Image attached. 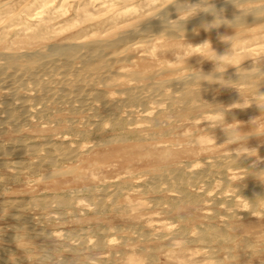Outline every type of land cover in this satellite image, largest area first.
Segmentation results:
<instances>
[{
    "label": "bare ground",
    "instance_id": "6f19581e",
    "mask_svg": "<svg viewBox=\"0 0 264 264\" xmlns=\"http://www.w3.org/2000/svg\"><path fill=\"white\" fill-rule=\"evenodd\" d=\"M17 1L19 0H0V133L3 131V134L8 135L5 140L7 141L8 145H10V147H7L8 145L3 144L0 141V189L4 188L8 184L13 183L14 186L17 185L15 190L21 188V194H32L42 190H66L67 188L73 187L71 185H81L86 190L94 193L96 191V188L98 187H96L95 184L97 183L96 181L100 179V169L98 167L101 165L102 168L106 167V169L109 170L110 173L115 171V166L120 165V168L124 169L128 174L131 173L130 170H132L133 168L131 166L132 164L151 166V169L148 170L149 173H154L158 176H161L163 179H165L166 182L169 180L173 183L174 181L175 184L182 185L183 187H187L190 183L192 184V180L200 178L201 173L204 175L208 171H210L211 168L213 170L216 169V167H212L214 163L218 164V167H220V165L222 164V160H228L230 162V166L229 168L228 166L225 168L224 164H222L224 168L221 170L220 168L222 167H220L219 171H222V175L225 174L224 176L227 175L228 177H230L232 183H235V185L240 184V178L237 177L240 174L237 172H233L232 168L234 166L235 168H237L240 165H245V169H247L249 176L251 175L250 177L248 176L246 178L255 177L256 175L260 176V174L264 173L263 163L262 166L261 163H259V165L261 166L260 169H258L257 167V162L252 163L254 158H262L264 156V0H148L150 6L147 7V9H145L144 11L138 10L136 7H134L133 4L134 2H136V0H105V2L102 3L108 4L107 10H110V12L106 17L107 22H105V24H103L104 27L101 28L102 35L99 37L85 36L76 41H67L66 38L54 39L55 35L60 32L61 27H58L56 24L51 25L50 22L53 15L63 10V7L58 8L60 5L57 6L59 0H23V4L25 7H23L24 10H20L22 12H20L19 14V11L13 14L14 3H16ZM78 7L79 6H77L76 9L74 8L75 11H73V15L78 16ZM91 16H93V13L85 14L86 18H89ZM78 18L80 20L82 16H79ZM34 20L38 21L36 26H34V24H29V22H32ZM2 30L5 31L1 32ZM137 53L143 54L136 55ZM30 93L32 94L29 95ZM15 97H22V99L25 97L27 99L24 98L25 100H22L20 98L21 100L18 102L17 100L19 99H16ZM245 101H249V104L251 105H249L248 108H240L241 103ZM38 104H43V107L38 106ZM65 104L66 107L69 104L71 110L73 109V111L81 109V113L82 108L94 109L93 107H95L96 110H99L97 114L102 111L104 114L108 115L109 118L110 116L115 114L119 110V108H135V112L136 114L138 112L139 116H136L132 119L129 118L131 122H129L128 118L127 120L126 118L121 117L110 120L112 121V128L123 129L127 126H131L132 128H130V134L131 136L136 138L137 142L144 141L146 138L159 140V142H161L160 139L163 138H173V141L170 142L169 146H162V144H164L162 142L160 146L155 144L140 145L137 143L125 145V143L123 142L124 137L118 136L120 133L117 135L118 137L116 136L111 139H107V137L104 138L102 136L103 130L105 128L104 125L107 121L106 120L104 122L105 119L99 121L98 123L94 122L96 123L95 125H93L94 127L88 124L89 126L93 127V129L80 133L82 135V138L86 140H89L92 136L94 137V135L96 137L101 134L99 138L93 139L94 141H90L86 144H77L71 140H65L62 137V139L60 140L59 138L56 139L55 134H51L49 131H45L44 129H41L42 131L40 132L45 131L47 133L30 136L23 134L22 129L25 126L28 125L30 127H34L33 123H35L36 121L34 120L35 122H33V118L39 116L40 114L43 115V113L46 115L48 114L46 112L50 111L51 109H56ZM37 106L39 107V109L43 108L42 111L39 110ZM130 108L127 110L129 111ZM223 109H226V111H223V113L225 112V120H222L223 118L219 119L222 117L221 115H223L221 113V110ZM69 110L70 109H67L66 111L69 112ZM209 110L218 111L219 114L221 113V115L217 113L219 115V118L215 116V119L213 117H208L206 115L207 113L211 112ZM85 111L87 110H84L83 112ZM59 113H62V111ZM103 113L99 116L103 115ZM49 115L51 116V113ZM258 116H262V118H254ZM243 117H250L251 119H254H252L251 123L241 127H237L238 125H240L239 123H237L238 125L236 126H230L229 123L225 122L236 119L238 120ZM171 119H173L174 121H171ZM61 121L62 119L56 118V122ZM95 121L98 120L96 119ZM177 123H180L182 125L180 127L176 126ZM106 125L108 126V124ZM68 127H70V125ZM46 128L47 127H45V129ZM205 128L209 129L211 132H216V136H208L203 130ZM251 128H259V130H255V132L249 134L241 133L242 130ZM14 132H20V136H11V134H13ZM225 143H231V145H233L234 147L238 146L239 150L235 148L238 150H236V153L227 154L223 152L224 155H220L217 153V151H214L216 145L220 146L221 144ZM179 147H181L180 150H178ZM160 150H167V152H160ZM9 155H11V157H15L14 160L9 163H6V160L5 162H3L2 159L4 160ZM27 156L32 157L29 162L25 161V157ZM9 159L11 160V158ZM182 159L194 161H197L195 159H201V161L202 159H213L215 161L212 160V162H214L212 164L210 162L206 163L205 160V170H203V168V171L201 170L199 172L195 167L189 171V164V166L187 165L186 167L187 169H185L184 167H180V164L178 163ZM197 162L199 163V161ZM227 162H225L226 165ZM125 163L129 164L130 166H124ZM64 164L67 165L63 166ZM194 169H196L197 171ZM229 169L232 171H230ZM241 169L245 171L244 168ZM217 170L218 169H216V173ZM217 174L219 175L220 173ZM203 175L202 178H204ZM27 177L36 178L34 186H28V181H26ZM126 178L125 180H127ZM204 179H206V177ZM101 183L103 184L106 182ZM263 183L264 180L262 183L260 182L262 186H264ZM91 184H93V186ZM169 184H171V182ZM257 184L260 185L259 183ZM159 185L161 186L162 183ZM170 187H168V189ZM236 187H238V185ZM255 187L254 189L250 186L249 188L247 187L248 189H238L240 192H236V189L234 188L235 191H233L232 189L231 192L233 191L232 194L237 199L239 197L238 193H241L243 190H245V193H248L250 197L248 206L250 205V210L252 209V211H254L253 209H256L258 207L264 208V192L262 193V191H264L262 188L264 187L261 188L260 186V189L262 190L261 192H259L260 189L258 187L257 189L259 190H255ZM179 190L177 188L176 192H179ZM187 190L186 192L184 190V192L177 193L176 195L177 198H179L178 201H181L183 205H189V202L193 203V197H191L190 193H188ZM97 191L99 192V189ZM80 192H82V190ZM172 192H175V190L173 189ZM176 192L174 194H176ZM228 192H230V190ZM223 193L224 192H222L221 194H217H220L219 196H223ZM178 194L181 195L178 197ZM217 194L215 195L217 196ZM219 196L216 197L217 200L220 198ZM38 197L39 196H37V198ZM129 197H125L118 190H116V192L113 191L112 193L102 197L103 199L98 203L97 208L98 210L100 209V207L104 208V205H106L107 202H110L115 206V210L123 211V208H125V204L131 202L128 201ZM37 198H31V200H29L28 202H26L25 199H22L21 197L13 198L5 202V206L2 207L7 208V210L9 208L10 210L14 209L24 211H27L28 209H37L36 211H38V209L40 208L44 211L45 208H49L52 205H57V207L62 208H68L69 206H71V201H68L67 198H61L58 196L51 197V199L49 200ZM171 198L173 199V196ZM232 198H230V200ZM243 198L246 199V197ZM122 200L123 204H121ZM173 200L175 201V199ZM244 201V199L240 200L238 198L236 201V203L238 204L237 206L239 208L245 207L247 203ZM138 202L136 204H138ZM143 202L144 201H142V204L140 203L142 207L148 205H146V203L144 204ZM174 203L172 208L178 206L177 203H175V205ZM216 203L217 201H214V205L212 203V206H215ZM88 204L89 206H92L90 203ZM128 205L126 206V208H128ZM141 205H139V210H143L144 208H141ZM217 205L220 204L217 203ZM237 206H235V209H231L233 212L232 214H234V216L237 215V217L239 218L240 216L238 215H242V211L244 209L242 208V211L240 209H236ZM135 207L136 206H134V208L131 207V211H137ZM215 207L217 208V206ZM228 207L230 206L228 205ZM228 207L226 208L228 209ZM146 208L148 209V206ZM146 208L144 209L145 211L147 210ZM3 209L2 211H4ZM142 210L140 211L141 213ZM228 210L231 211L230 209ZM117 211L115 213H117ZM125 211H127V209ZM125 211H123V213ZM214 211L215 210L213 209V212ZM219 211L221 212V210ZM56 212H58V210ZM128 212H125V215ZM172 212L173 210L167 213L172 214ZM252 213L250 212V214L248 215H252ZM258 213H260V211ZM209 214H211L209 216L211 217L212 213H208V215ZM262 215H264L263 212ZM155 216H157V214ZM213 216H215V214ZM234 216H232V218L230 219L231 221H233ZM142 217L144 218V216ZM209 217H207V219ZM251 217L252 216H250V218ZM224 218L228 217H226L225 215ZM258 218L259 217H257V219ZM228 219L225 220V223L229 222ZM17 220L22 226L24 225L27 231H30L31 233L32 226L27 224L28 219L22 217L18 218ZM235 220H237V218ZM245 220H247V218H245ZM189 221L191 222V220H189L188 218V222ZM185 222L187 223V221ZM248 223L249 222L242 223L241 225H239V228L247 230L246 227L250 226V224ZM201 225L204 226V223H202ZM230 225L232 224H229V226ZM6 228L9 229L10 227L6 226ZM200 228L203 227L200 226ZM15 229L14 231H16ZM197 230L195 232H198ZM203 230L201 232L202 234L199 233L200 231L197 234H200L199 236H197L198 241L202 242L203 244H207V242L210 243V241L220 245L226 244L229 246L230 244L232 245L234 243L236 245V243H238L233 242L234 235L231 236L229 232H227L229 229L227 231H224V228L223 230H218L213 227V229L208 228L206 232H203ZM26 233L27 232H25V234ZM37 233L36 235H38ZM43 233L41 234V232H39L42 238L46 237L47 239L46 234ZM82 233H84V231ZM56 235L57 234H55V236ZM70 235V237H73L72 234ZM193 235L196 234H192V236ZM7 236L8 235H6V237ZM50 236H52L53 238V235ZM148 236L147 238H149ZM60 237L61 236L57 237L59 238L58 240L63 238ZM86 237L87 235H84L83 237L79 238L80 242L78 243L80 247H88L91 243H93L90 242L92 239L89 240V238L86 239ZM37 238L38 237H36V239ZM50 238L51 237H49L48 239ZM6 239L4 240L6 241ZM140 239L142 240L146 238L142 236L140 237ZM245 240L246 239H244V241ZM251 240L252 239H250V243ZM257 240L263 241V239H256V241ZM97 241V249H99L98 247H102L101 249H103V246L107 247L109 243H111H108V240L106 241L108 245L103 240L99 241L98 239ZM153 241H155V239ZM192 244L194 245V243ZM254 244L255 243H253V245ZM255 245L256 247H259V244ZM75 246L78 248V244H75ZM181 246L183 245L181 244ZM91 247H93V245ZM69 248L72 249L70 246ZM73 248L74 249L71 251H73V253L75 254H79V252L76 251L78 249L75 247ZM143 248L146 249V247ZM143 248L141 250H144ZM160 248L159 246H154L155 252H158ZM226 248L227 247H225V249ZM162 249L165 250L164 247ZM227 249L228 252L229 248ZM238 249L240 250V248ZM254 249L255 251L257 250V248ZM163 250L160 249L159 252ZM29 251L31 252V250ZM257 252L259 253V251ZM42 253H44V250ZM145 253L146 252L144 251V254ZM148 253L149 252L147 250V254ZM1 254L4 255L2 252L0 253V255ZM116 254L118 255V253ZM210 254L211 252L209 250L203 251L201 253L203 257H212V254L211 256ZM148 255L146 256L149 259L154 257V255H151V253ZM39 256H42V254ZM0 257L1 259L3 258L2 256ZM130 257L131 255L129 256V258ZM136 257L138 256H135V260H137ZM172 257H170V259ZM234 258L235 257H233V259ZM20 259L17 258V261H19ZM145 259L144 261L147 260V263L151 262V259L150 261H148V259ZM157 259H159V257ZM7 260L5 262H7ZM23 260L25 261L24 258ZM131 260L132 261H128H134L132 258ZM186 261L189 262V260ZM186 261L182 262V264H188ZM155 262L156 261H154V263ZM212 262L213 261H211L210 264Z\"/></svg>",
    "mask_w": 264,
    "mask_h": 264
},
{
    "label": "rangeland",
    "instance_id": "374dc122",
    "mask_svg": "<svg viewBox=\"0 0 264 264\" xmlns=\"http://www.w3.org/2000/svg\"><path fill=\"white\" fill-rule=\"evenodd\" d=\"M2 1V0H1ZM159 1H163V0H159ZM102 2H105V0H59V2L57 3V6H59L58 8H61L63 7V10L58 12L57 14L53 15L51 17V22L50 24L51 25H54L56 24L58 27L60 26L61 27V30L60 32L55 35V38H66L67 41H76V40H79L80 38L82 37H85V36H95V37H99L102 35V30L101 28L104 27L103 24H105V22H107V15L108 13L110 12V10H107V7H108V4H104ZM98 3V4H97ZM28 5V4H27ZM26 5V6H27ZM134 7H136L138 10H145L147 9V7L150 6V4L148 3V0H136V2H134ZM13 6V5H12ZM79 6V14L78 16L76 15H73V11H75L76 7ZM24 4H23V0H19L17 1L16 3H14V7H13V14H15L16 12H18V14L22 11L20 10H24ZM57 8V9H58ZM75 8V9H74ZM87 13H93V16L89 17V18H86L85 17V14ZM63 15V16H62ZM76 16V17H75ZM79 16H82V18L79 20ZM77 18V19H76ZM37 22L36 20L32 21V22H29V24H34V26L37 25ZM71 25V26H70ZM5 30H2L1 32H4ZM73 35V36H72ZM70 37V38H69ZM143 53H137L136 55H141ZM32 93H30L29 95H31ZM25 96H28V95H25ZM16 98V97H15ZM22 99V97H17L16 99H19L17 100L18 102ZM25 98V97H24ZM22 99V100H25V99ZM243 103V104H242ZM241 103V106L240 108H248L250 102L249 101H245V102H242ZM38 106H42L43 107V104H38ZM37 106V107H38ZM69 107V108H68ZM55 108V107H54ZM60 108V109H59ZM66 108V109H65ZM94 109H84L82 108V113H81V109H78V110H74L73 109L71 110V107L69 106V104L67 105L66 107V104L65 105H62L61 107H58L56 109H48L50 111L46 112L48 114H40L39 116L33 118V123L34 124V127H30V126H25L22 130L23 134H26V135H39V134H42V133H47L45 131H49L51 134H55V137L56 139L59 138L62 139L64 138L65 140H71L75 143H88L90 141H94L93 139H97L101 136V134L99 136H96L94 135V137L92 136L89 140L87 139H84L82 138V135L80 134L81 132H85V131H88V130H91L93 129V125H95L96 123H98L99 121H102L104 120V122H108L106 123L105 122V125H104V130H103V133H102V136L105 138L107 137V139H111V138H114L116 137L119 133L118 136H123L124 137V143L125 145H128V144H140V145H150V144H155V145H158L160 146L162 143V146L164 145H170V142L173 141V138H163V139H160V141L162 142H159V140H152L151 138H146L144 141H141V142H137L136 141V138H134L133 136H131L130 134V128H132L131 126H127L123 129H113L112 128V125H111V122L110 120H113L115 118H134L136 116H139V113L137 112L136 114V110L135 108H130V107H123V109L119 108V110L113 114L112 116H109L104 114L102 111H100L99 114H97L99 112V110H96L95 107H93ZM130 110L128 111L127 109ZM39 109V107H38ZM43 108H40L39 110L42 111ZM67 109H70L69 112L66 111ZM133 109V110H131ZM57 110V111H56ZM62 113H59L61 112ZM84 110H87L85 112H83ZM94 110V112H93ZM96 110V111H95ZM56 111V112H54ZM73 111V112H72ZM92 111V112H91ZM131 111V112H130ZM211 111L210 113H207L206 116L208 117H213L215 119V116H217L219 118V115H221V113L223 115H221L219 119H222V120H225V116H224V113L223 111H226V109L224 110H221L220 114L218 111H213V110H209ZM51 113V116L49 115ZM67 112V113H66ZM71 112V113H70ZM80 112V113H79ZM96 112V113H95ZM101 116H99L100 114H102ZM130 112V113H129ZM213 112V113H212ZM74 113H77V114H74ZM128 113V114H127ZM213 115H212V114ZM219 115H218V114ZM54 114V115H53ZM57 114V115H56ZM97 114V115H96ZM131 114V115H130ZM133 114V115H132ZM56 115V116H55ZM211 115V116H209ZM44 116V117H43ZM47 116V117H46ZM104 116V117H103ZM107 116V117H106ZM130 116V117H129ZM46 117V118H45ZM93 117V118H92ZM99 117V118H98ZM216 117V118H217ZM56 118H60L62 119V123L61 122H56ZM255 119H261L262 116H258V117H254ZM252 118V119H254ZM67 119H68V122H67ZM98 120V121H95V120ZM101 119V120H100ZM127 119V120H128ZM129 119V122H131V120ZM244 119V120H243ZM252 119L250 117H243V118H240V119H236V120H231V121H225L226 123H229L230 126H236L238 125L237 123H239L240 125H238L237 127H241V126H244L246 124H249L252 122ZM35 120V121H34ZM51 120V121H50ZM65 120V121H63ZM50 121V122H49ZM171 121H174L173 119H171ZM199 121V120H198ZM53 124H52V123ZM72 124H70V123ZM96 122V123H94ZM110 122V123H109ZM248 122V123H246ZM51 123V124H50ZM93 123V124H92ZM36 124V125H35ZM38 124V125H37ZM86 124V125H85ZM93 126H89V125ZM108 124V126L106 125ZM180 123H177L176 126H181L182 124ZM233 124V125H232ZM67 125V126H65ZM70 125V127H68ZM37 126H40V127H37ZM42 127V128H41ZM45 127H47L45 129ZM33 128V129H31ZM66 128V129H65ZM69 128V129H68ZM72 128V130H71ZM109 128V129H108ZM27 129V130H25ZM30 132H29V130ZM44 129L45 131L43 132H40ZM76 129V130H75ZM78 129V130H77ZM107 132H106V131ZM118 130V131H117ZM205 131V133L208 135V136H216V132H211L209 129L205 128L203 129ZM208 130V131H207ZM255 130H259V128H251V129H247V130H242L241 133L243 134H249V133H252V132H255ZM25 131V132H24ZM72 131V133H71ZM77 131V132H75ZM124 131V132H123ZM250 131V132H248ZM3 132V131H2ZM0 133V141L3 143V144H6L8 145L7 141L5 140V138L8 137V135H5L3 133ZM21 132V133H22ZM68 132V133H67ZM79 132V134H78ZM116 132V133H115ZM77 133V134H76ZM210 133V134H209ZM3 134V135H2ZM11 136H20V132H14L13 134H11ZM117 136V137H118ZM211 136V137H212ZM62 137V138H61ZM70 137V138H69ZM109 137V138H108ZM128 140V141H127ZM163 140V141H162ZM132 141V142H131ZM134 141V142H133ZM221 146V147H220ZM216 145V147L214 148V151H217L218 154L220 155H224L223 152L225 153H236L239 148L238 146L234 147L233 145H231V143H225V144H221V145ZM231 146V147H230ZM7 147H10V145H8ZM230 148V149H229ZM237 148V149H235ZM178 149V148H177ZM175 149V150H177ZM181 147H179L178 150H180ZM227 149V150H226ZM235 149V150H234ZM227 152H226V151ZM237 150V151H236ZM160 152H164L166 153L167 150H160ZM222 153V154H221ZM226 155V154H225ZM8 158V159H7ZM11 158V160L9 159ZM15 157H11V155L7 156L4 160L2 159L3 162H5V160L7 161L6 163H9L11 161L14 160ZM27 159V160H26ZM32 159V157L30 156H27L25 157V161L26 162H29L30 160ZM257 159V160H256ZM10 160V161H9ZM197 161H199V163L197 161H194V160H188V159H182L180 160V162L178 164H180V167H184L185 169H187V165L189 164L190 165V168L188 167V170H192L194 167L200 172L204 167H205V164L207 162H210V163H214L212 162L211 159H202V161L204 162V165H203V162L201 161V159H195ZM211 160V161H210ZM215 161V160H213ZM225 160H222V164H224L225 168L228 166H230V162L228 163L227 161V165L226 163L224 162ZM190 162V163H189ZM196 162V163H195ZM257 162V167L258 169L261 168L262 166V163L264 164V156L262 158H254L253 162L252 163H255ZM259 163H261V166L259 165ZM196 164V165H195ZM220 165V167H218V164H213V168L216 167L217 170V173H220L219 175L216 173V169H212V172L211 170L208 171L206 174H202L200 175V178L198 179H194L192 180V184L190 183L187 187H188V190H187V187H183L182 185H179V184H175V182L173 181H165V179H163L161 176H158L154 173H149L148 170L151 169V166H146V165H139V164H132L131 166L133 167L130 174H128L124 169L120 168V165L119 166H115V171L114 172H109V170L106 169V167H103L102 168V165L99 166L98 168L100 169L99 170V173H100V176H99V180H97L95 186L97 187L96 188V191L99 189V192L95 191L94 193L93 192H90L89 190H86L83 186L81 185H71L73 187H70V188H67L66 190H59V191H56V190H42V191H38L36 193H23L21 194V188H18V190L16 188L17 185L14 186L13 183L11 184H8L6 185L4 188L0 189V253L2 252L4 255H0L2 256L3 258L1 259L0 261V264H135V263H138V264H146L147 263V260L150 261L151 259V262L147 263V264H171V263H174V264H182V262H185L186 260H189L186 261L188 264H210L211 261H213L211 264H262L264 263V237H261V236H264V215H262V212L264 214V208L263 207H258L256 209H253L254 211H252V209L250 210V205L248 206L249 204V201H250V197L248 195V193H245V190H243L241 193H238L239 194V199L240 200H245L244 202H246V206L245 207H241L239 208L236 203L237 199L233 196L232 192L235 191L236 189V192H238L239 190L238 189H248L249 186L251 188L254 189L255 187V190H259L260 189V186L261 188L264 187L260 184V182L262 183L263 180H264V173L260 174L259 175H256V179L255 177H251V178H246L249 176V173L247 171V169H245V165H240L239 167L235 168V166L232 168L233 169V172H237L239 173L240 175H238L237 177L240 178V184H237L238 187H236L237 185H235V183H232L230 177H228L227 175L224 176L222 175L223 173H221L219 170L223 169L224 166L223 165ZM67 164H64L63 166H65ZM185 165V166H184ZM188 165V166H189ZM200 165V166H199ZM216 165V166H214ZM124 166H130L129 164L125 163ZM232 166V165H231ZM248 166V165H247ZM119 169H118V168ZM123 167V165H122ZM192 167V168H191ZM201 169H200V168ZM199 168V169H198ZM220 168V169H219ZM241 168H244L245 171H243V169ZM247 168V167H246ZM117 169V171H116ZM194 169V170H196ZM210 169V168H209ZM236 169V170H235ZM239 169V170H237ZM257 169V170H258ZM121 172H120V171ZM196 170V171H197ZM205 170V168L203 169ZM202 170V171H203ZM230 170V169H229ZM228 171V169H227ZM232 171V170H230ZM247 171V172H246ZM255 171V170H254ZM105 172V173H104ZM125 172V173H124ZM133 172V173H132ZM211 172V173H210ZM108 173V174H107ZM122 173V174H121ZM248 173V174H247ZM106 174V175H105ZM114 174V175H112ZM117 174V175H116ZM136 174V175H135ZM208 174V175H207ZM210 174V175H209ZM212 174V175H211ZM259 174V173H258ZM102 175V177H101ZM121 175V176H120ZM123 175V176H122ZM129 175V176H128ZM202 175L204 176V178L206 177V179L202 178ZM206 175V176H205ZM222 175V177H221ZM105 176V177H104ZM111 176V177H110ZM116 176V177H115ZM132 176V177H131ZM157 176V177H156ZM251 176V175H250ZM249 176V177H250ZM263 178H262V177ZM108 177V178H107ZM127 177V178H126ZM154 177V178H153ZM156 177V178H155ZM160 177V178H159ZM210 177V178H209ZM224 177V178H223ZM226 177V178H225ZM261 177V178H260ZM110 178V179H109ZM124 178V179H122ZM125 178L127 180H125ZM131 178V179H130ZM31 179V180H30ZM122 179V180H121ZM157 179V180H156ZM161 179V180H159ZM202 179V180H201ZM204 179V180H203ZM252 179V180H251ZM113 180V181H112ZM119 180V181H118ZM152 180V181H151ZM199 180V181H198ZM248 180V181H247ZM250 180V181H249ZM26 181H28V186H34V183L36 181V178L35 177H27L26 178ZM32 181V183H31ZM139 181V182H138ZM150 181V182H149ZM196 181V182H195ZM245 181V182H244ZM101 182H106V183H101ZM108 182V183H107ZM171 182V184H169ZM194 182V183H193ZM221 182V183H220ZM226 182V183H225ZM242 182V183H241ZM244 182V183H243ZM31 183V185H30ZM124 183V184H123ZM128 183V184H127ZM148 183V184H147ZM157 183V184H156ZM162 185L160 186L159 184ZM200 183V184H199ZM225 183V185H224ZM250 183V184H249ZM253 183V184H251ZM257 183H259L260 185H258ZM106 184V185H105ZM151 184V185H149ZM175 184V185H174ZM242 184V185H241ZM247 184V185H246ZM257 184V185H256ZM264 184V183H263ZM93 186V184H91ZM103 185V186H102ZM131 185V186H130ZM153 185V187H152ZM165 185V186H164ZM168 185V186H167ZM173 185V186H172ZM178 187H177V186ZM193 185V186H192ZM218 185V186H217ZM227 185V186H226ZM246 185V186H245ZM253 187H252V186ZM107 186V187H105ZM156 186V187H154ZM171 186V187H170ZM191 186V187H190ZM226 186V187H225ZM235 186V187H234ZM244 186V187H243ZM11 187V188H10ZM145 187V188H144ZM168 187H170L168 189ZM175 190V192L177 191V188L178 190H187L188 193H190L191 197H193V203L192 202H189L190 204H185L183 205L181 203V201H178L179 198H177V193H182L184 192L183 191H180L179 192H176V194H174L175 192H172L173 189ZM183 187V189H182ZM229 187V188H228ZM248 187V188H247ZM257 187L259 189H257ZM7 188V189H6ZM101 188V189H100ZM110 188V189H109ZM130 188V189H129ZM136 188V189H135ZM167 188V190H166ZM218 188V190H217ZM225 188V189H224ZM231 188V189H230ZM235 188V189H234ZM80 189V190H79ZM103 189V191H102ZM134 189V190H133ZM142 191H141V190ZM144 189V191H143ZM152 189V190H150ZM156 189V190H155ZM161 189V190H160ZM171 189V190H170ZM233 189V191L231 192V190ZM264 190V188H262ZM75 190V191H74ZM82 190V192H80ZM116 190H118L119 192H121L125 197H129L128 198V201L130 203H126L125 204V208L126 206L128 205V208L130 209L131 207L134 209V211H129L128 208L127 211H125L126 209L123 208V211L125 212H128L126 215H125V212L123 213V211H121L123 213V216H122V213L120 211H117L114 209V205L110 202H107L106 205H104L105 207H100V211L98 210L97 208V205L98 203L103 199L102 197L112 193L113 191L116 192ZM155 190V191H154ZM159 192H158V191ZM209 190V191H208ZM214 190V191H213ZM216 190V191H215ZM230 190V192H228ZM17 191V193H16ZM74 191V192H73ZM102 191V192H101ZM112 191V192H111ZM151 191V192H150ZM155 193H154V192ZM164 191V193H163ZM169 191V192H168ZM262 190L260 189L259 192H261ZM125 192V193H124ZM134 192V193H133ZM146 192V193H145ZM158 192V193H157ZM172 194H171V193ZM193 192V193H192ZM205 192V193H204ZM207 192V193H206ZM213 192V193H212ZM222 192H224L226 194L223 193V196H219ZM240 192V191H239ZM264 191H262L263 193ZM19 193V194H18ZM43 193V194H42ZM100 193V194H99ZM129 193V194H128ZM145 193V194H144ZM217 193H220V194H217ZM18 194V195H17ZM29 194V195H28ZM197 194V196H196ZM200 194V195H199ZM205 194V195H204ZM217 194V196H219L220 198L217 200V196L215 195ZM230 194V195H228ZM244 195V196H241V195ZM247 194V196H246ZM181 194H178V197L180 196ZM197 197H195V196ZM203 195V196H202ZM215 195V196H214ZM232 195V196H231ZM23 196V197H22ZM37 196H39L37 198ZM61 197V198H67L68 201H71L70 202V205L68 208L67 207H57V205H52L51 207H47L44 209V211L42 209H38V211H36L37 209H28L27 211L25 210H14V209H9L7 210V208L5 207H2V206H5L4 203L13 199V198H17V197H21L22 199H25L26 202H28L29 200L32 199H46V200H49L51 199V197ZM73 196V197H71ZM173 196V199H175V201L171 198ZM225 196V197H224ZM229 196V197H228ZM3 197V198H2ZM31 197V198H30ZM36 197V198H35ZM44 197V198H43ZM50 197V198H49ZM94 197V199H93ZM170 197V198H169ZM199 197V198H198ZM223 200H222V198ZM233 197V198H232ZM243 197H246L241 199ZM78 198V199H77ZM81 198V199H80ZM85 198V199H84ZM140 198V199H139ZM203 198V199H202ZM213 198V199H212ZM216 198V199H214ZM227 198V199H226ZM230 198L232 199L230 200ZM249 198V199H248ZM107 199V198H106ZM168 199V200H167ZM197 199V200H196ZM226 199V200H225ZM90 200V202H89ZM134 200V201H133ZM167 200V201H166ZM200 200V202H199ZM222 200V201H221ZM225 200V202H224ZM109 201V200H108ZM139 201V202H138ZM141 201V202H140ZM142 201H144L143 203L148 206V209L146 208L147 206H143L142 207ZM156 201V202H155ZM177 201V202H176ZM197 203H196V202ZM209 201V202H208ZM214 201H217L218 204L220 205H216L217 208L215 206H212V203L214 205ZM221 201V202H220ZM248 201V202H247ZM2 202V203H1ZM79 202V203H78ZM97 202V203H96ZM133 202V203H132ZM138 202V204H136ZM148 202V203H147ZM172 202V203H171ZM177 203L178 206L175 207V208H172L173 206V203ZM231 202V203H229ZM82 205H81V204ZM85 203V204H84ZM90 203L92 206H89ZM94 203V204H93ZM96 203V204H95ZM141 203V204H140ZM157 203V204H156ZM170 203V204H168ZM174 203V205H175ZM197 206H196V204ZM228 203V204H227ZM74 204V205H73ZM87 204V205H86ZM121 204H123V200L121 201ZM135 204V205H134ZM162 204V205H161ZM167 204V205H166ZM172 204V205H171ZM176 204V205H177ZM139 205H141V208H143V210L146 208L147 210L143 211L142 209L139 210ZM150 205V206H149ZM153 205V206H152ZM157 205V206H156ZM160 205V206H158ZM170 205V206H169ZM183 205V206H182ZM228 205L230 207H228ZM77 206V207H76ZM95 206V207H94ZM124 206V205H123ZM162 206V207H161ZM180 206V207H179ZM195 206V207H194ZM228 207V209H230L231 211H229L226 207ZM235 206H237L236 209H240L242 211V208L245 210H243V214L241 215H238L241 217L238 218L237 215L234 216V214H232V209H235ZM92 207V208H91ZM99 207V206H98ZM153 207V208H152ZM170 209H168V208ZM179 207V208H178ZM211 207V208H210ZM213 207V208H212ZM221 207V209H220ZM227 209H224V208ZM234 207V208H233ZM4 208V209H3ZM51 208V210H50ZM75 208V209H74ZM78 208V209H77ZM103 208V209H102ZM167 208V209H166ZM232 208V209H231ZM2 209L4 211H2ZM87 209V210H86ZM91 209V210H90ZM111 209H114V210H111ZM154 209V210H153ZM172 214L171 213H167V212H171L172 210ZM177 209V210H176ZM213 209L215 210L213 212ZM46 210V211H45ZM55 210V211H54ZM58 210V212H56ZM64 210V212H63ZM70 210V211H69ZM85 210V211H83ZM106 210V211H104ZM142 210V213L140 212ZM149 210V211H148ZM168 210V211H167ZM212 210V211H211ZM217 210V211H216ZM221 210V212L219 211ZM250 210V211H249ZM12 213H11V212ZM21 211V212H20ZM97 211V212H96ZM99 211V212H98ZM117 211V213H115ZM167 211V212H166ZM195 211V212H194ZM223 211V212H222ZM226 213H225V212ZM248 211V212H247ZM260 211V213H258ZM15 212V213H14ZM134 212V213H133ZM136 212V213H135ZM140 214H139V213ZM166 212V213H165ZM230 212V213H228ZM247 212V213H246ZM250 212L252 213V215H248L250 214ZM8 213V214H7ZM14 213V214H13ZM19 213V214H18ZM46 213V214H45ZM77 213V214H76ZM86 213V214H85ZM144 213V214H143ZM208 213H212V216L215 214V216H211L209 217L211 214L208 215ZM228 213V214H227ZM12 214V215H11ZM105 214V215H104ZM120 214V215H119ZM157 214V216H155ZM226 217L228 218H224L225 215ZM247 214V215H246ZM21 215V216H20ZM45 215V216H44ZM129 215V216H127ZM134 215V216H133ZM195 215V216H193ZM219 215V216H217ZM224 217H223V216ZM228 215H231V216H228ZM7 216V217H5ZM36 216V217H35ZM43 216V217H42ZM47 216V217H46ZM119 216V217H118ZM125 216V217H124ZM138 216V217H137ZM144 216V218L142 217ZM184 216V217H183ZM232 216H234L233 218V221H231L230 219L232 218ZM249 216V218H248ZM250 216H252L250 218ZM263 216V217H262ZM9 217V218H8ZM26 218L28 219V222L27 224L31 225V233L30 231H27L24 227V225L22 226L19 221L17 220L18 218ZM28 217V218H27ZM39 217V218H38ZM122 217V218H121ZM132 217V218H131ZM135 217V218H134ZM151 217V218H150ZM186 217V218H185ZM200 217V218H199ZM207 217L209 218L207 219ZM217 219H216V218ZM255 217V218H254ZM257 217H259L257 219ZM262 217V218H261ZM37 218V219H36ZM54 218V219H53ZM188 218L189 220H191L190 224L188 222ZM193 220H192V219ZM202 218V219H201ZM205 218V219H204ZM220 218V219H219ZM237 218V220H235ZM245 218H247V220H245ZM115 219V220H114ZM136 221H135V220ZM143 221H141V220ZM195 219V220H194ZM198 219V220H197ZM201 219V220H200ZM204 219V220H203ZM229 222L225 223L227 220ZM240 221H239V220ZM244 219V220H243ZM255 219V220H254ZM261 219V220H260ZM13 220V221H12ZM208 220V221H207ZM31 221V222H30ZM187 221V223L185 222ZM193 221V222H192ZM200 221V222H199ZM203 221H206V222H203ZM185 222V223H183ZM246 222H249L248 224H250V226H247V230H244V229H241L239 228V225H241L242 223H246ZM18 223V224H17ZM32 223V224H31ZM202 223H204V226L201 225ZM207 223V224H206ZM226 225H224V224ZM256 223V224H254ZM162 226H161V225ZM200 224V225H199ZM228 224V225H227ZM229 224H232L229 226ZM235 224V225H234ZM16 225V226H15ZM143 225V226H142ZM2 226V227H1ZM7 227H10L9 230ZM12 226V227H11ZM28 226V225H27ZM140 226V228H139ZM173 226V227H172ZM194 226V227H193ZM203 227V228H200ZM216 226V227H215ZM218 226V228H217ZM227 226V227H226ZM233 230H231L229 227ZM20 227V228H19ZM153 227V228H152ZM170 227V228H169ZM183 227V228H182ZM189 227V228H188ZM191 227V228H190ZM197 227V228H196ZM199 227V228H198ZM216 228L218 230H223V228L225 229L224 231H228L229 234L231 236H233L234 240H237V241H234L233 242H238L236 243V245L233 243L232 245L230 244L229 245H220V244H217V243H214V242H207V244H203L202 242L198 241V237L199 233L202 232L203 229V232H206L209 229H213ZM13 228V229H12ZM16 228V229H15ZM117 228V229H116ZM125 228V229H124ZM135 228V229H134ZM220 228V229H219ZM237 228V229H236ZM249 228V229H248ZM14 229L16 231H14ZM33 229V230H32ZM37 229V230H36ZM41 229V230H40ZM43 229V230H42ZM83 229V230H82ZM87 231H86V230ZM140 229V230H139ZM182 229V230H180ZM185 229V230H184ZM189 231H188V230ZM195 229V230H194ZM199 229V230H197ZM201 229V230H200ZM21 234H20V232ZM25 230V231H24ZM35 230V231H34ZM94 230V231H93ZM105 230V231H104ZM112 230V231H111ZM115 230V231H113ZM122 230V231H121ZM124 230V231H123ZM128 230V231H127ZM131 230V231H130ZM133 230V231H132ZM176 232H174V231ZM184 230V231H183ZM198 231V232H195V231ZM235 230V231H234ZM84 231V233H82ZM111 231V232H110ZM127 231V232H126ZM136 231V232H135ZM187 231V232H185ZM10 232V233H9ZM12 232V233H11ZM25 232H27L25 234ZM38 232V233H37ZM39 232H41V234L44 232L47 236V239L46 237L42 238L41 234H39ZM63 232V233H62ZM77 232V234H76ZM86 232V233H85ZM89 232V233H88ZM99 232V233H98ZM104 232V233H103ZM107 232V234H106ZM174 232V233H173ZM181 232V233H180ZM184 234H183V233ZM190 232V234H189ZM192 232V233H191ZM194 232V233H193ZM257 234H255V233ZM36 233L39 235H36ZM43 233V234H44ZM67 233V234H66ZM102 233V234H101ZM135 233V234H134ZM173 233V234H172ZM259 233V234H258ZM8 235L6 237V235ZM10 234V235H9ZM16 236H15V235ZM23 234V235H22ZM33 236H32V235ZM55 234H59L58 236H61L63 237L62 239L58 240L59 238H57L58 236ZM72 234L73 237H70ZM96 234V235H95ZM143 234V235H142ZM158 234V235H157ZM168 234V236H167ZM175 234V235H174ZM180 234V236H179ZM189 236H187V235ZM192 234H196V235H193ZM202 234V233H201ZM5 235V236H3ZM15 237H13V236ZM18 235V236H17ZM26 235V236H25ZM50 235H53V238L52 236ZM75 235V236H74ZM84 235H87L86 239L89 238V240H91L90 242H95L94 244L91 243L88 247H80L79 243V238L80 237H83ZM144 237L146 239H140V237ZM149 235V236H148ZM156 235V236H155ZM165 235V237H164ZM177 235V236H176ZM182 235V236H181ZM239 235V236H238ZM252 235V236H251ZM261 235V236H260ZM2 236V237H1ZM10 236H11V240H10ZM21 236V237H20ZM23 236V237H22ZM28 236V237H27ZM65 236V237H64ZM138 238H137V237ZM147 236L149 238H147ZM154 236V237H153ZM160 236V237H159ZM193 239H192V237ZM196 236V237H194ZM237 236V237H236ZM248 236V237H246ZM257 236V237H256ZM260 236V237H258ZM6 237V238H4ZM19 237V238H18ZM36 237H38L36 239ZM49 237H51L50 239H48ZM60 237V238H61ZM121 239H120V238ZM151 237V238H150ZM157 237V239H156ZM160 239H159V238ZM175 237V238H174ZM236 237V238H235ZM246 237V238H244ZM251 237V238H249ZM255 237V238H254ZM3 238V239H2ZM17 238V239H16ZM55 238V239H54ZM77 238V239H76ZM123 238V239H122ZM126 238V239H125ZM129 238V239H128ZM178 238V239H177ZM187 238V239H186ZM248 238V239H247ZM6 239V241L4 240ZM16 239V241H15ZM25 239V240H23ZM40 239V240H39ZM67 239V240H66ZM70 239V240H69ZM99 241L103 240L105 241V243H107L106 241L108 240V243H107V247L106 246H103L104 248L101 249L100 247H98L99 249H97V246L96 244L98 243V240ZM126 241H125V240ZM155 239V241H153ZM166 239H169V240H166ZM192 239V240H191ZM244 239H246L244 241ZM250 239L251 240V243H250ZM256 239H263L262 240H257ZM3 240V241H2ZM9 242H8V241ZM19 240V241H18ZM58 240V241H57ZM66 240V241H65ZM78 240V241H76ZM118 240V241H117ZM131 240V241H130ZM166 240V241H165ZM197 240V241H196ZM248 240V241H247ZM12 241V242H11ZM62 241V242H61ZM114 244H113V242ZM241 241V242H240ZM255 241V242H254ZM58 242V244H57ZM76 242V243H75ZM97 242V243H96ZM116 242V243H115ZM119 242V243H118ZM135 242V243H134ZM189 242V243H188ZM199 242V243H198ZM249 242V244H248ZM194 243V245L192 244ZM253 243L255 244H259V247L256 245L254 246ZM263 243V245H262ZM53 244V245H52ZM75 244H78V248L75 246ZM159 246V248L161 250H163L162 248L164 247L165 250L163 251H160L158 250V252H155L154 250V246L155 247H158L157 245ZM177 244V245H176ZM181 244L183 246H181ZM192 244V245H191ZM245 244V245H244ZM252 244V246H251ZM262 247H261V245ZM93 245V247H91ZM170 245V246H169ZM180 245V246H179ZM191 245V246H190ZM216 245V246H215ZM241 245V246H240ZM69 246L72 248L70 249ZM115 246V247H114ZM178 246V247H177ZM187 246V247H186ZM240 246V247H239ZM247 246H250V247H247ZM77 248L78 250H76L78 253H73V250L74 248ZM112 247V248H110ZM143 247H146L143 248ZM150 249H149V248ZM225 247L229 248V251L227 252V248L225 249ZM237 249H236V248ZM243 250H242V248ZM257 248V250L255 251L254 248ZM5 248V249H3ZM19 250H18V249ZM87 248H92L91 250L90 249H86ZM107 248V249H106ZM134 248V249H133ZM139 248V249H138ZM144 249V250H141V249ZM148 248V249H147ZM153 248V249H152ZM234 249V250H231V249ZM240 248V250L238 249ZM253 248V250H252ZM2 249V250H1ZM41 249V250H40ZM44 250V253L43 250ZM61 249V250H59ZM82 249V250H81ZM97 249V250H96ZM112 249V250H111ZM225 249V250H224ZM248 249V250H247ZM7 250V251H6ZM13 250V251H12ZM17 250V251H16ZM21 250V251H20ZM25 252H24V251ZM31 250V252L29 251ZM63 250V251H62ZM68 250V251H67ZM124 250V251H123ZM147 250H148V254L151 253V255H154V257L152 258H148L146 255L147 254ZM154 250V251H153ZM210 251L211 254H212V257H203V255H201V253L203 251ZM222 250V251H221ZM239 250V251H238ZM252 250V251H251ZM17 253H16V252ZM27 251V252H26ZM80 251H81V256H80ZM139 251H142V252H139ZM144 251L146 252L144 254ZM152 251V252H150ZM220 251V252H219ZM225 251V252H223ZM237 251V252H236ZM244 251V252H243ZM259 251V253L257 252ZM6 252V253H5ZM8 252V253H7ZM15 252V253H14ZM20 252V253H19ZM30 254H29V253ZM83 252V253H82ZM112 252V253H111ZM121 252V253H120ZM138 252V253H137ZM230 252V253H229ZM233 252V253H231ZM250 252V253H249ZM255 252V253H254ZM34 253V254H33ZM39 253V254H38ZM72 253V254H71ZM116 253H118V256ZM120 253V254H119ZM141 253V255H140ZM228 253V255H227ZM22 254V255H21ZM42 256H39L41 255ZM76 256H75V255ZM114 257H113V255ZM116 254V255H115ZM124 254V255H123ZM170 254V255H169ZM172 254V255H171ZM174 254V255H173ZM210 254V256H211ZM216 256H214V255ZM235 256H234V255ZM241 254V255H240ZM14 255V256H13ZM19 255V256H18ZM46 257H45V256ZM127 255V256H126ZM131 255V257L129 258V256ZM145 255V256H144ZM201 255V256H200ZM225 255V256H224ZM227 255V256H226ZM258 255V256H257ZM12 256V257H11ZM24 256V257H23ZM34 256V257H33ZM38 258H37V257ZM133 256V257H132ZM135 256H138L136 257L137 260H135ZM149 256V255H148ZM172 257L170 259V257ZM177 256V257H175ZM231 256V257H229ZM250 256V257H249ZM5 257V259H4ZM44 257V258H43ZM78 257V258H77ZM146 259H145V258ZM159 257V259H157ZM169 257V259H168ZM193 257V258H192ZM215 257V258H214ZM233 257H235L233 259ZM252 257V258H251ZM8 258V260H7ZM16 258V259H15ZM17 258L20 259L19 261H17ZM23 258L25 259V261L23 260ZM55 258V259H54ZM131 258L134 260L133 262H130L132 261ZM139 258V259H138ZM155 258V259H153ZM178 258V259H177ZM213 258V259H211ZM230 258V259H229ZM241 258V259H240ZM243 258V259H242ZM258 258V259H257ZM14 259V260H12ZM39 259H42V260H39ZM44 259V260H43ZM63 259V260H62ZM141 259V260H140ZM143 259V260H142ZM144 259L146 261H144ZM153 259V260H152ZM207 259V260H206ZM215 259V260H214ZM222 259V260H221ZM233 259V260H232ZM238 259V260H237ZM254 259V260H253ZM4 260V261H2ZM7 260V262H5ZM10 260V261H9ZM23 260V261H22ZM39 260V261H38ZM108 260V261H107ZM130 260V261H127ZM211 260V261H210ZM218 260V261H217ZM96 261V262H95ZM137 261V262H136ZM153 261V262H152ZM154 261H156L154 263ZM160 261V262H159ZM220 261V262H219ZM5 262V263H4ZM10 262V263H9ZM15 262V263H14ZM135 262V263H134ZM146 262V263H145ZM216 262V263H215ZM219 262V263H218Z\"/></svg>",
    "mask_w": 264,
    "mask_h": 264
}]
</instances>
